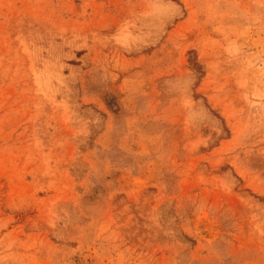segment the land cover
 <instances>
[{"label": "rangeland", "instance_id": "374dc122", "mask_svg": "<svg viewBox=\"0 0 264 264\" xmlns=\"http://www.w3.org/2000/svg\"><path fill=\"white\" fill-rule=\"evenodd\" d=\"M0 264H264V0H0Z\"/></svg>", "mask_w": 264, "mask_h": 264}, {"label": "bare ground", "instance_id": "6f19581e", "mask_svg": "<svg viewBox=\"0 0 264 264\" xmlns=\"http://www.w3.org/2000/svg\"><path fill=\"white\" fill-rule=\"evenodd\" d=\"M203 227V226H202ZM202 231H204V229L202 228Z\"/></svg>", "mask_w": 264, "mask_h": 264}]
</instances>
